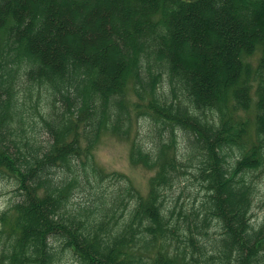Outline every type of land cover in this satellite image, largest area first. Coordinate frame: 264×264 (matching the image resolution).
I'll use <instances>...</instances> for the list:
<instances>
[{
	"label": "trees",
	"instance_id": "trees-1",
	"mask_svg": "<svg viewBox=\"0 0 264 264\" xmlns=\"http://www.w3.org/2000/svg\"><path fill=\"white\" fill-rule=\"evenodd\" d=\"M106 135L146 194L97 164ZM261 177L264 0H0V264H264Z\"/></svg>",
	"mask_w": 264,
	"mask_h": 264
},
{
	"label": "rangeland",
	"instance_id": "rangeland-1",
	"mask_svg": "<svg viewBox=\"0 0 264 264\" xmlns=\"http://www.w3.org/2000/svg\"><path fill=\"white\" fill-rule=\"evenodd\" d=\"M164 89L167 90V82L163 84ZM132 100L134 96L132 95ZM151 127V120L139 116L136 113L133 114V130L132 136L137 137L145 142V145L150 146V136L147 134ZM42 129L39 124V129ZM46 133L44 131L39 132V137L41 140H46ZM182 140V139H181ZM130 140L121 139L115 136L106 135L104 136L100 143L95 149V158L97 164L106 172H118L125 174L134 184V186L139 189L143 194H146L149 188V179L153 174L152 171L140 166L133 165L129 158L130 152ZM110 183V178L105 180L104 186ZM14 187L9 181L3 180L0 182V210L4 209L11 200L14 199ZM190 186L186 190L177 191L173 194V199H169V203L176 201L180 197L179 204L192 203L193 197H189ZM86 190L78 189L74 196V201L85 200ZM253 222L255 225H259L264 221V177H261L259 181V192L255 198L254 208H253ZM55 264H80L76 257L73 255H66L64 259Z\"/></svg>",
	"mask_w": 264,
	"mask_h": 264
}]
</instances>
